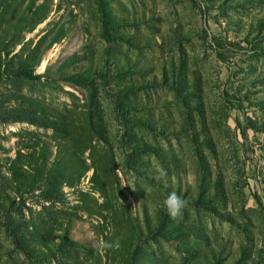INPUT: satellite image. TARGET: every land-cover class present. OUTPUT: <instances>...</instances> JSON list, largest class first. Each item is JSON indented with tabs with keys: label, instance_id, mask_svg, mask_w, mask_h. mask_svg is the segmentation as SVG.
Masks as SVG:
<instances>
[{
	"label": "rangeland",
	"instance_id": "1",
	"mask_svg": "<svg viewBox=\"0 0 264 264\" xmlns=\"http://www.w3.org/2000/svg\"><path fill=\"white\" fill-rule=\"evenodd\" d=\"M0 264H264V0H0Z\"/></svg>",
	"mask_w": 264,
	"mask_h": 264
},
{
	"label": "clouds",
	"instance_id": "2",
	"mask_svg": "<svg viewBox=\"0 0 264 264\" xmlns=\"http://www.w3.org/2000/svg\"><path fill=\"white\" fill-rule=\"evenodd\" d=\"M161 176H166V172H161ZM188 205V201L177 195L175 191L167 194L165 200L163 201V206L166 209L169 217L173 220L181 216L182 210L185 209ZM95 247L104 251L110 248L119 247V240L114 242H108L103 239L97 241Z\"/></svg>",
	"mask_w": 264,
	"mask_h": 264
},
{
	"label": "trees",
	"instance_id": "3",
	"mask_svg": "<svg viewBox=\"0 0 264 264\" xmlns=\"http://www.w3.org/2000/svg\"><path fill=\"white\" fill-rule=\"evenodd\" d=\"M52 43V42H51ZM18 72L22 73L24 76H29L31 74H27L24 70H18ZM30 77V76H29Z\"/></svg>",
	"mask_w": 264,
	"mask_h": 264
}]
</instances>
